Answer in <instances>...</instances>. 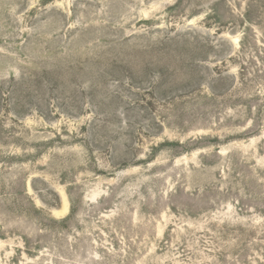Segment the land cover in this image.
I'll list each match as a JSON object with an SVG mask.
<instances>
[{"label": "rangeland", "instance_id": "374dc122", "mask_svg": "<svg viewBox=\"0 0 264 264\" xmlns=\"http://www.w3.org/2000/svg\"><path fill=\"white\" fill-rule=\"evenodd\" d=\"M0 264H264V0H0Z\"/></svg>", "mask_w": 264, "mask_h": 264}]
</instances>
